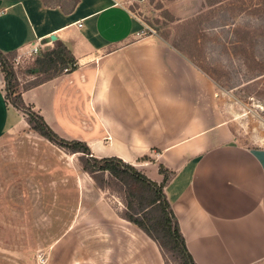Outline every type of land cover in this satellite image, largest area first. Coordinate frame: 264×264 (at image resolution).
<instances>
[{"label": "crops", "instance_id": "obj_1", "mask_svg": "<svg viewBox=\"0 0 264 264\" xmlns=\"http://www.w3.org/2000/svg\"><path fill=\"white\" fill-rule=\"evenodd\" d=\"M125 1L0 0V52L20 53L34 44L42 52L58 41L76 63L73 71L21 91L23 103L59 137L84 142L96 158L116 157L157 184L159 165L172 173L162 192L195 264H264V146L238 144L225 123L208 124L198 101L212 92L207 76L177 48L146 33ZM204 6L205 0H173L164 8L181 21ZM26 128L3 101L0 74V139ZM37 137L36 145L51 146ZM67 171L69 191L81 195L80 175ZM34 173L52 179L38 182L40 191H51L50 184L63 191L57 172ZM92 214L116 225L120 241L135 242L137 259L144 260L148 248L155 264H163L155 243L119 215ZM118 247L110 258L126 255Z\"/></svg>", "mask_w": 264, "mask_h": 264}, {"label": "rangeland", "instance_id": "obj_2", "mask_svg": "<svg viewBox=\"0 0 264 264\" xmlns=\"http://www.w3.org/2000/svg\"><path fill=\"white\" fill-rule=\"evenodd\" d=\"M171 1L126 0L125 6L207 76L212 92L198 101L208 124L225 123L238 144L264 146V0H205L198 15L181 21L164 8ZM32 61L13 62L21 85L33 79L26 72ZM37 139L28 128L0 139V264H155L148 248L144 260L137 259L135 242L120 241L116 225L93 217L95 209L120 215V196L98 190L76 155L40 147ZM67 169L80 175L81 195L69 191ZM45 170L58 173L53 177L65 182L63 191L55 184L48 193L37 189L38 182L52 180L34 173ZM112 246L126 255L110 258Z\"/></svg>", "mask_w": 264, "mask_h": 264}, {"label": "trees", "instance_id": "obj_3", "mask_svg": "<svg viewBox=\"0 0 264 264\" xmlns=\"http://www.w3.org/2000/svg\"><path fill=\"white\" fill-rule=\"evenodd\" d=\"M166 16L173 20L169 14L166 13ZM15 55L14 51L0 52L4 103L22 116L29 131L62 152L76 155L80 171L89 177L98 190L114 192L120 196L124 209L119 217L155 243L163 264H166L167 260L173 264H195L185 248L176 219L162 192L172 173L159 165L158 173L162 175V179L157 184L132 165L116 157L96 158L92 156L84 142L59 137L31 106L23 103L21 91L59 76L64 69L67 72L76 68L69 51L58 41H54L51 48L40 51L34 57L32 67L26 70L33 77L32 80L25 81L26 85L19 83L14 71ZM140 159L148 158L143 156Z\"/></svg>", "mask_w": 264, "mask_h": 264}, {"label": "built area", "instance_id": "obj_4", "mask_svg": "<svg viewBox=\"0 0 264 264\" xmlns=\"http://www.w3.org/2000/svg\"><path fill=\"white\" fill-rule=\"evenodd\" d=\"M144 29H145V32L146 33H148V34H154V32L152 30H150L148 27H146L145 25H144ZM38 46H39L38 44H34V45L30 46V47L25 48V50H23L22 52L16 53L17 55L13 59L14 64L16 65V63L18 62V60L20 58H23V59L24 58L25 59L27 58V59L33 60V58L35 56H37L38 53L40 52ZM65 72H66V70L64 69L63 70V73H65Z\"/></svg>", "mask_w": 264, "mask_h": 264}, {"label": "water", "instance_id": "obj_5", "mask_svg": "<svg viewBox=\"0 0 264 264\" xmlns=\"http://www.w3.org/2000/svg\"><path fill=\"white\" fill-rule=\"evenodd\" d=\"M50 40H51V41H53V40H54V38H53V37H50Z\"/></svg>", "mask_w": 264, "mask_h": 264}]
</instances>
